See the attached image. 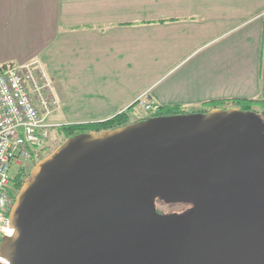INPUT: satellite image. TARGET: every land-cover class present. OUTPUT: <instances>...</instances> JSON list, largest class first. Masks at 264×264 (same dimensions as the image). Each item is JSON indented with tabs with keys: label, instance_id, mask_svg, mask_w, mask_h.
<instances>
[{
	"label": "water",
	"instance_id": "1",
	"mask_svg": "<svg viewBox=\"0 0 264 264\" xmlns=\"http://www.w3.org/2000/svg\"><path fill=\"white\" fill-rule=\"evenodd\" d=\"M10 219L0 264H264V117L218 107L78 133L35 165Z\"/></svg>",
	"mask_w": 264,
	"mask_h": 264
},
{
	"label": "crops",
	"instance_id": "2",
	"mask_svg": "<svg viewBox=\"0 0 264 264\" xmlns=\"http://www.w3.org/2000/svg\"><path fill=\"white\" fill-rule=\"evenodd\" d=\"M22 5L58 99L56 123L144 110L143 93L189 110L264 99V0H0V34Z\"/></svg>",
	"mask_w": 264,
	"mask_h": 264
},
{
	"label": "built area",
	"instance_id": "3",
	"mask_svg": "<svg viewBox=\"0 0 264 264\" xmlns=\"http://www.w3.org/2000/svg\"><path fill=\"white\" fill-rule=\"evenodd\" d=\"M138 102L146 111L152 107L147 93ZM57 106L51 79L44 70L31 64L0 68V244L14 233L10 212L17 190L12 167L43 157L51 130L58 125L48 121Z\"/></svg>",
	"mask_w": 264,
	"mask_h": 264
},
{
	"label": "rangeland",
	"instance_id": "4",
	"mask_svg": "<svg viewBox=\"0 0 264 264\" xmlns=\"http://www.w3.org/2000/svg\"><path fill=\"white\" fill-rule=\"evenodd\" d=\"M15 18L10 19L7 16L5 17V25L3 26V33L0 34V45L5 46V52L3 53V58H5V62L7 64H14L19 65L21 64L20 61H27L31 66L42 69L41 66L42 63V57L39 55L37 50L35 49V46H37V43L35 41V38L31 36L28 32L30 29L29 27V14L30 10L28 8V5H22L21 8L14 11ZM14 22V27L10 30L11 23ZM15 29V30H14ZM10 30V31H9ZM14 32V33H13ZM3 43V44H2ZM2 65V64H0ZM142 114H147L146 110H141ZM48 121L54 123L55 125H61L63 123H56V121H59L56 119L55 113H52L48 117ZM58 125L54 126L51 130V136L48 139L46 146L43 150V159L46 156H49L50 154L54 153L56 150H58L68 139L65 137L62 133L58 132ZM39 159L34 163V161L27 160L23 161V165H17L15 164L12 167V171L15 172L19 168H24L25 170V179L22 180V185L26 182V180L30 177L29 174L32 175V170L34 169L35 165L41 160ZM22 185L18 188H16V196L19 194L20 189ZM158 207L165 212L168 211H176L180 212L184 209L183 204H173L172 206L164 204L162 202H157Z\"/></svg>",
	"mask_w": 264,
	"mask_h": 264
},
{
	"label": "trees",
	"instance_id": "5",
	"mask_svg": "<svg viewBox=\"0 0 264 264\" xmlns=\"http://www.w3.org/2000/svg\"><path fill=\"white\" fill-rule=\"evenodd\" d=\"M9 65L4 63L0 65V68H5ZM139 102L137 101L136 104ZM135 105L129 106L127 109L117 113L116 115L101 121H88L81 123H65L58 126V132L62 133L68 139L78 133H96L106 129H112L128 123L146 119V118H158L166 115H178L187 112H202L207 113L213 108L227 109L229 107H239L245 112H254L256 115L264 117V99L263 98H244V97H232L223 99H212L202 104L197 109H186L181 105H152L150 110L145 111L147 114H142V109L134 108ZM36 161H34L35 163ZM22 185V180L18 181L17 187ZM179 204V203H178ZM188 206L184 204V208ZM182 211V210H181Z\"/></svg>",
	"mask_w": 264,
	"mask_h": 264
},
{
	"label": "flooded vegetation",
	"instance_id": "6",
	"mask_svg": "<svg viewBox=\"0 0 264 264\" xmlns=\"http://www.w3.org/2000/svg\"><path fill=\"white\" fill-rule=\"evenodd\" d=\"M23 164H24V162L21 163V165H23ZM24 174H25V170H24V168H19V169H17V171L14 172V174H13V176H12V181H13V183H14V187L18 188V187H17V183H18V181H20V180H24V179H25V175H24ZM29 175L31 176V174H29ZM162 203L167 204V205H170V206L173 205V204H171V203H167V202H162ZM155 206H156V208H157L158 211H160V212H165V211H162V210L158 207L157 202L155 203ZM168 212H176V211H168Z\"/></svg>",
	"mask_w": 264,
	"mask_h": 264
}]
</instances>
